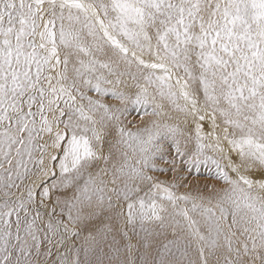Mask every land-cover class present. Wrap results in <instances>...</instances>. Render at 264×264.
<instances>
[{
	"label": "snow or ice",
	"instance_id": "snow-or-ice-1",
	"mask_svg": "<svg viewBox=\"0 0 264 264\" xmlns=\"http://www.w3.org/2000/svg\"><path fill=\"white\" fill-rule=\"evenodd\" d=\"M133 109L157 119L129 127ZM208 163L225 187L179 194L181 165ZM105 211L129 240L119 264H264V0H0V264ZM149 225L174 237L155 256ZM96 243L56 264H101Z\"/></svg>",
	"mask_w": 264,
	"mask_h": 264
},
{
	"label": "rangeland",
	"instance_id": "rangeland-1",
	"mask_svg": "<svg viewBox=\"0 0 264 264\" xmlns=\"http://www.w3.org/2000/svg\"><path fill=\"white\" fill-rule=\"evenodd\" d=\"M139 55V53H137ZM144 59H152L151 57L144 56ZM121 68L123 69L124 66L121 65ZM133 74H137V69L135 64L131 66L130 69ZM123 80L128 85L127 88L124 87V85H121L120 90L128 92V93H134L137 91V89L134 86L133 81L129 76H124ZM140 83H143V80H140ZM88 95L92 96L94 99L97 98L95 93L88 92ZM105 102H107L110 105L113 106H119V102L111 97H105L103 98ZM159 100V98H157ZM151 109L149 108V111ZM140 113H142V109L139 110ZM165 111L171 115L174 120H179V116L177 113L172 112L170 108L167 106L165 102ZM152 119H157L156 117L151 116H143V119L141 120V115L138 114L137 110L133 109L131 112V115L128 117V119L125 121L126 123H129V127L132 126V124H137L142 126L143 123L150 121ZM169 123L173 121H168ZM133 130H135L133 128ZM209 125L205 123V131H209ZM107 148V145L105 146ZM194 147V145H193ZM225 149H227V144L225 142L224 144ZM208 155L214 156L219 158L217 153L209 152ZM175 156L174 150L169 151L166 154V158L171 159ZM233 159H235V155L233 154ZM221 163L226 165V160H221ZM158 167L161 169H164L165 171H154L151 172V175H154L158 177L160 180L163 181H171L173 179V172L171 171L170 165L165 164L162 160L157 161ZM177 164H181L179 160H177ZM186 166L181 165L180 171L177 173L182 177L181 180L178 181L180 184V187L178 189L179 194L184 193H191L193 196L196 195H203L205 197L211 195V190L213 188L215 189H222L225 187L222 181L218 180L216 178V169L215 166L211 163L208 164H201L199 166V170L193 169L192 171H186ZM231 175H235L234 173H230ZM70 194V193H69ZM183 203L179 204V207H185ZM187 207H190V205H187ZM169 213L173 212V209L169 206ZM167 215V213L165 214ZM106 224H114L115 229L112 232H108L104 234L101 230L104 229V226ZM124 225L121 224L119 221L112 218V214L108 211H105L101 214H98L96 217H93L89 220L84 221L78 231H80L79 237H70L69 242L66 243L63 247H53L50 245L47 241H45L39 249V255H36V250L33 249V256L35 257L34 264H56V262L61 259V254L65 253L66 250L69 248L71 251H67V255L69 258H72L75 254V250L81 248V246L85 245V238L89 235L96 236L97 243L93 245L95 252L94 254L89 255V259L96 261L97 259L101 262V264H119V260L124 258L125 255V245L129 243V240L125 238L121 232L119 231L120 228H123ZM149 229L153 232V235L149 236L147 238V242L151 244V255L155 256L156 251L162 247L164 243H167L168 241L174 239V237L171 234V229L166 228H160L158 225H149ZM127 231V229H124ZM129 237H131V243L133 245H136V248L138 251H135V255L139 257L140 259L143 258V254L145 252V248L141 245L145 243L144 237L145 233L140 231L139 227H137V231L135 233L130 232L128 233ZM51 250V255L47 256L46 253ZM175 251V249H173ZM191 252V250H190ZM19 255V253H17ZM194 255V253H193ZM119 257V259L117 258ZM85 256L83 251L81 252V260H84ZM139 264V260H138Z\"/></svg>",
	"mask_w": 264,
	"mask_h": 264
}]
</instances>
